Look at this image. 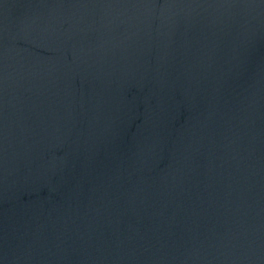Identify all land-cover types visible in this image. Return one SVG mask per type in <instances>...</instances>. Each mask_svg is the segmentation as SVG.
Wrapping results in <instances>:
<instances>
[{
    "label": "water",
    "instance_id": "obj_1",
    "mask_svg": "<svg viewBox=\"0 0 264 264\" xmlns=\"http://www.w3.org/2000/svg\"><path fill=\"white\" fill-rule=\"evenodd\" d=\"M0 264H264V0H0Z\"/></svg>",
    "mask_w": 264,
    "mask_h": 264
}]
</instances>
